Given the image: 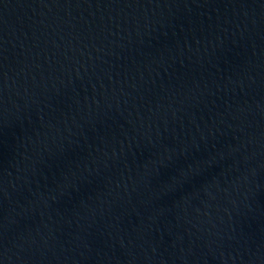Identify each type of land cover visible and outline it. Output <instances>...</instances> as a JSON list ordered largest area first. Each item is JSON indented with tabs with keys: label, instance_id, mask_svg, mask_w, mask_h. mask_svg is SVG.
<instances>
[{
	"label": "water",
	"instance_id": "obj_1",
	"mask_svg": "<svg viewBox=\"0 0 264 264\" xmlns=\"http://www.w3.org/2000/svg\"><path fill=\"white\" fill-rule=\"evenodd\" d=\"M0 264H264V0H0Z\"/></svg>",
	"mask_w": 264,
	"mask_h": 264
}]
</instances>
